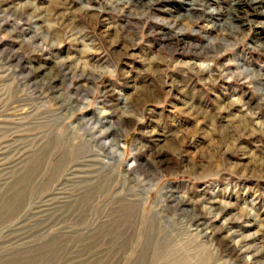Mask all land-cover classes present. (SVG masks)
<instances>
[{
	"label": "rangeland",
	"instance_id": "obj_1",
	"mask_svg": "<svg viewBox=\"0 0 264 264\" xmlns=\"http://www.w3.org/2000/svg\"><path fill=\"white\" fill-rule=\"evenodd\" d=\"M231 255L264 264V0H0V264Z\"/></svg>",
	"mask_w": 264,
	"mask_h": 264
},
{
	"label": "bare ground",
	"instance_id": "obj_2",
	"mask_svg": "<svg viewBox=\"0 0 264 264\" xmlns=\"http://www.w3.org/2000/svg\"><path fill=\"white\" fill-rule=\"evenodd\" d=\"M214 26H215V24H213V25H211L210 27H213L214 28ZM117 131L115 130V132L114 133H112V134H117L116 133ZM102 146V145H101ZM43 150V149H42ZM39 152V151H38ZM40 154V153H39ZM42 155V154H41ZM68 159V158H67ZM39 160H40V158L39 157H37L36 159H34L33 160V162H34V164H37L38 162H39ZM42 160V159H41ZM61 163H62V161H61ZM62 168V167H61ZM59 169V168H58ZM60 172V171H59ZM109 175H110V173L108 172V174H104V176H103V178L105 179V178H107V177H109ZM55 177V176H54ZM124 177H125V179L127 180V179H132V180H134L133 179V177H130L129 176V174L128 173H125V175H124ZM124 179V180H125ZM25 181V179H21L18 183H23ZM26 182V181H25ZM81 182H84L83 184H85V182L86 183H88L89 184V186H92V187H90V189L88 190V192L86 193V197L88 198V197H92L93 195H96V193H95V188L94 187H97L98 186V183L94 180V179H90V180H84V181H81ZM102 184V183H101ZM100 184V185H101ZM21 191L20 190H17V192L16 193H13L12 195L13 196H15V195H20L21 193H20ZM98 193V192H97ZM129 212H131V211H126V215H128V213ZM198 214V213H197ZM196 213H194L193 215H191V221H193V222H195V224H197V225H200L201 224V222H204V221H202V219H201V217H199L198 215H197ZM229 247L230 248H232L233 250H235V247H233V246H231V245H229ZM226 249H228L227 247H226ZM228 250H230V249H228ZM231 257L233 258V255H231ZM233 264H247L246 262H238V261H236L235 260V258H233Z\"/></svg>",
	"mask_w": 264,
	"mask_h": 264
}]
</instances>
